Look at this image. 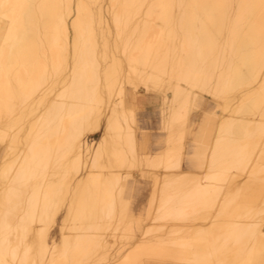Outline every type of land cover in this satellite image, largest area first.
Returning a JSON list of instances; mask_svg holds the SVG:
<instances>
[{
	"label": "bare ground",
	"instance_id": "1",
	"mask_svg": "<svg viewBox=\"0 0 264 264\" xmlns=\"http://www.w3.org/2000/svg\"><path fill=\"white\" fill-rule=\"evenodd\" d=\"M32 1L0 0V264H264V0ZM140 64L141 77L165 75L173 122L190 113L199 88L233 103L217 120L212 151L196 154L217 171L155 175L166 216L199 211L202 221L173 224V237L141 233L119 258L102 229L125 211L124 187L120 170L106 168L127 164L122 139L135 154L137 131L132 112L111 102L122 100L123 76ZM231 168L245 174L238 196L218 199ZM173 184L180 190L171 196ZM63 205L61 238L50 240Z\"/></svg>",
	"mask_w": 264,
	"mask_h": 264
},
{
	"label": "rangeland",
	"instance_id": "2",
	"mask_svg": "<svg viewBox=\"0 0 264 264\" xmlns=\"http://www.w3.org/2000/svg\"><path fill=\"white\" fill-rule=\"evenodd\" d=\"M33 1L32 4L35 6L36 0ZM111 30L115 34L116 27L113 24L111 25ZM144 67L145 66L142 65L139 67L140 69L137 68L136 70H132L133 73H130V75L129 73L124 74L123 80L125 81H123V84L125 90L122 96V100H119L115 96L111 102V108L115 104V107L113 108H115L119 113H121L123 109L126 110L127 114L132 112L131 116L132 115L134 116L133 127L136 126L134 129L135 131H137L135 154L131 148L130 140H128L127 138L122 139L123 141L122 149L125 151V155H127L128 158V162H126L127 164L121 167L115 166L114 168H106V171H108L109 173H111L116 169L120 170V174L122 175V178L120 179L119 187L121 185L120 188H122V186L125 188V189L122 188V191L123 190L124 191L122 192L123 195L121 194L122 198L124 199V202L126 203L125 211L121 213L115 212L114 214H112L111 217H108L106 219L108 221L107 223L108 225L106 224L107 226L105 225L104 228L102 229V231L105 232V234H107V237L108 238L110 237L111 240L110 251L121 252L119 258L123 256V253L130 252V249L133 250L136 242L140 239L139 235H141V233H143V235L149 238L152 237L158 238L159 236L173 237V235L176 236L180 234L177 231H173L175 227L170 229L173 226V224L178 225L181 222L183 224L184 223L186 224L187 221L185 219L188 220L189 218L191 219L188 220L187 224L190 223L192 224V222H195L196 220L197 221L195 223L202 221L201 219L198 218L200 216V215L198 216V214H200L199 211H192V213L190 211L187 214H184L183 216L180 217H177L178 215L177 213L173 216V218L172 216L170 217V215L166 216L163 213V211H161V209L158 208L160 204L161 195H160V191L157 188L158 187L157 185L159 183L162 185V181H160V179L156 181L155 175L156 174L160 175L161 173L163 174L164 172H168L169 174H172V173H182L185 171L188 172L187 175L194 176L195 174H199L200 177H202L206 173L217 171L216 169L209 167L206 164L205 165L201 164L198 158L199 155L197 156L196 154L198 149L200 148L202 149L207 148L206 151L207 152L209 151L208 153L212 151L213 141L216 137V131H217L216 124L218 125L217 120L219 119V116L222 113L229 114L231 112L230 111L231 104L233 103L232 102L231 104L228 105L227 102H224L226 100L223 98L224 94L221 95L222 93H220L219 95H217V97H215V95L211 93V91H209L210 88L209 89L208 87L205 89L199 88L196 90L197 91L196 95L192 94L193 101L190 104V113H188L187 116L179 120L174 119L173 122L172 114L167 113L168 112L167 106L169 105L171 106V104L173 103V99H171L173 97V90L169 88V86H165V85L163 86V83L166 82L164 77L165 75L163 73L162 74L158 73L160 75L158 79L161 78L160 82L159 80L157 82L156 81L157 79L154 80L148 77H141L139 75L140 73L139 71L144 69ZM53 76L55 75L50 74L48 78L52 79ZM131 76L137 77L136 83L130 82V79L132 78ZM49 80H47L48 83ZM162 81L163 83H161ZM48 85H51V80ZM165 98L167 101L171 99L170 104L169 102L163 103ZM119 101L122 103L120 104ZM174 104L177 105L178 107L179 101L175 102ZM37 112H39V108L38 110L37 109L33 110L31 114H29L30 117H33V115L36 114ZM165 117H168L167 120L165 119ZM172 123L173 126L170 125ZM227 133L229 134V132L223 130V136H225ZM253 133H252L253 134L252 138L256 139L257 138L256 134L258 132L255 131ZM101 135L102 132L88 134L87 139L90 142L96 141L101 137ZM244 139L245 138H243V140ZM170 147L171 148L173 147V149H175L174 150L175 154L172 157L173 158L171 162L172 166L166 167L165 166L166 163L169 162V159L166 160V158L169 157L168 149ZM179 147H181L180 148L181 153L180 156L178 157L176 150ZM147 155L149 157H147ZM151 155H158V157H161L164 160L159 164L152 165L148 163L149 161L148 159L150 158ZM140 156L143 157L139 158ZM0 158H1V150H0ZM252 165L254 166V164ZM253 166H251L250 168H252ZM177 167L179 168L181 167V168L180 169L178 168L179 169L178 170L176 169ZM235 169L236 168H231L229 170L230 175L232 174L233 176L234 174L235 176L234 179L231 178L229 182L227 181V178H225L226 181L224 180V178L218 181L220 183V189L223 188L218 194L219 196H217L218 199H220L221 194H222L221 198H224L226 195L232 196L233 198H237L238 196L237 190L238 188H241L245 174H243L238 169L236 170ZM239 173L243 176H241ZM207 180L209 179H206V181ZM76 181L77 180H75L74 183H76ZM190 182H191L190 180H187V182H185L186 186L184 185L185 188L182 189L183 194L186 193L187 191L185 195L187 194L189 195L192 191L193 186H191ZM230 182H232L231 185L229 184ZM186 183L187 184L190 183V185H187ZM172 186H174V184L170 186L172 189L169 188L170 193L171 194L173 193L171 196H174V194L178 195V191L180 190L179 187L178 186L172 187ZM257 187L258 189L263 190L264 184L261 182L260 184H257ZM174 188H176L175 191ZM229 190L232 191L229 192ZM153 196H154V200L151 201ZM177 197L178 196H176V198ZM177 202L174 203L175 207L179 206L180 204V202L178 203ZM156 212H158V215L156 214ZM195 214L197 217L195 216ZM64 215H65V206L63 205V207L61 208L60 212L56 217V220L53 223H51L50 240L52 239H55L57 241L60 240L61 238L60 226L62 224L61 222L63 220ZM192 219L193 220L196 219V220L192 221ZM90 260H91L89 261L90 264H94L97 262L95 258L94 259L91 258ZM109 262H110L109 260H102L100 263L97 264H108ZM147 264H174V263L164 262L160 260H148ZM195 264H198V262H196Z\"/></svg>",
	"mask_w": 264,
	"mask_h": 264
}]
</instances>
